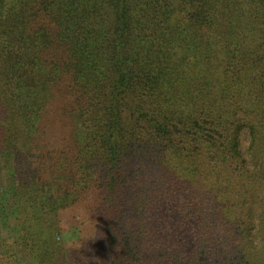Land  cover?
Wrapping results in <instances>:
<instances>
[{"label":"trees","instance_id":"16d2710c","mask_svg":"<svg viewBox=\"0 0 264 264\" xmlns=\"http://www.w3.org/2000/svg\"><path fill=\"white\" fill-rule=\"evenodd\" d=\"M0 264H264V0H0Z\"/></svg>","mask_w":264,"mask_h":264},{"label":"rangeland","instance_id":"374dc122","mask_svg":"<svg viewBox=\"0 0 264 264\" xmlns=\"http://www.w3.org/2000/svg\"><path fill=\"white\" fill-rule=\"evenodd\" d=\"M66 220H67L68 222L73 223V221H71V217H67ZM68 236H69V239H71V240H72V239H75V237H76V236H72V237H71V235H68ZM68 236H67V237H68ZM89 243H90V244H93L91 241H90ZM75 245L78 246L79 244H75ZM74 250H75V249H73V251H74ZM77 255H78V254H77ZM79 256H80V254H79Z\"/></svg>","mask_w":264,"mask_h":264}]
</instances>
